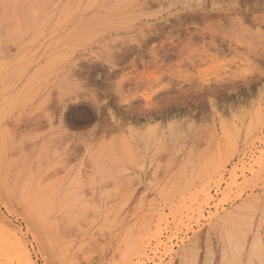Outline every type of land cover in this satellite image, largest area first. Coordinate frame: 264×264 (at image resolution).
Instances as JSON below:
<instances>
[{"label": "rangeland", "instance_id": "1", "mask_svg": "<svg viewBox=\"0 0 264 264\" xmlns=\"http://www.w3.org/2000/svg\"><path fill=\"white\" fill-rule=\"evenodd\" d=\"M262 150L264 0H0V233L34 264H264Z\"/></svg>", "mask_w": 264, "mask_h": 264}, {"label": "bare ground", "instance_id": "2", "mask_svg": "<svg viewBox=\"0 0 264 264\" xmlns=\"http://www.w3.org/2000/svg\"><path fill=\"white\" fill-rule=\"evenodd\" d=\"M121 4V3H120ZM110 8V7H109ZM172 88V87H171ZM173 90H175V89H173ZM177 90V89H176ZM178 91V90H177ZM170 92V91H169ZM169 92H167V93H169ZM171 92H172V90H171ZM169 93L168 95H166V93H165V95H166V97L167 96H169V95H172V93ZM175 92V94H176V91H174ZM162 95H164V93L162 94ZM177 95V94H176ZM174 96V95H173ZM172 96V97H173ZM174 98V97H173ZM169 99H170V96H169ZM75 100V99H74ZM171 100V99H170ZM76 101V103H77V100H75ZM167 102V101H166ZM178 104V103H177ZM71 105V104H70ZM175 105V104H174ZM173 105V106H174ZM179 105V104H178ZM216 106V105H215ZM66 108V107H65ZM216 108V107H215ZM87 109V108H86ZM85 108H79V107H75V108H71V110H69V115L71 116V117H69V118H72L73 120L75 119V120H79V121H83V119H85V118H87V119H89V118H91V120H92V116L90 115V113L86 110ZM173 110V109H172ZM174 111V110H173ZM190 111V110H189ZM188 111V112H189ZM148 113V112H147ZM146 113V114H147ZM151 113V112H150ZM152 113H153V111H152ZM157 113V112H156ZM166 113V112H165ZM192 113V112H191ZM191 113H189V114H191ZM145 114V115H146ZM154 114V113H153ZM179 114V113H178ZM148 115V114H147ZM151 115V114H150ZM167 115V114H166ZM154 116V115H153ZM172 116H173V114H172ZM140 117V116H139ZM149 117H152V116H149ZM175 118V117H174ZM190 118V117H189ZM94 119V118H93ZM155 119V118H154ZM153 119V120H154ZM169 119V118H168ZM149 120V119H148ZM192 120V119H191ZM85 121V120H84ZM88 121H90V120H88ZM117 121H119V120H117ZM177 121H179V120H177ZM70 122V121H69ZM120 122V121H119ZM184 122V121H183ZM71 123V122H70ZM121 123V122H120ZM124 123V122H123ZM180 123V122H179ZM82 124V123H81ZM80 124V125H81ZM129 124V123H128ZM75 125V124H74ZM122 125V124H121ZM124 127V126H123ZM122 127V128H123ZM174 127H175V125H174ZM108 129V128H107ZM105 130H106V128H105ZM109 130H111L110 128H109ZM142 130V129H141ZM139 131L140 133V136H141V132H145V130H143V131ZM149 130V129H148ZM107 131V130H106ZM147 131V130H146ZM156 132H157V128H156V130H155ZM137 132V131H136ZM150 132H153V131H148V133L147 134H149ZM155 132V133H156ZM137 134H138V132H137ZM138 134V135H139ZM152 134V133H151ZM159 134H161V133H159ZM144 136H146V134L144 135ZM155 136V135H154ZM147 137H148V135H147ZM139 139V138H138ZM263 151V150H262ZM264 152V151H263ZM263 156H264V153H263ZM263 158V157H262ZM229 193V192H228ZM219 203H220V200H219ZM219 205V204H218ZM217 205V206H218ZM168 208V207H167ZM218 209H219V207H216V212H214V213H212L211 214V216H210V213H208L209 214V218H215L217 215H218ZM223 209V208H222ZM221 209V210H222ZM220 210V211H221ZM211 212V211H210ZM204 213V212H203ZM221 213V212H220ZM168 214V213H167ZM230 214V213H229ZM231 214H233V213H231ZM236 214V213H235ZM166 215V214H165ZM204 215V214H203ZM238 215V214H237ZM235 216V217H239L238 219H241L242 218V216H243V214H240V215H238V216ZM249 215H251V214H249ZM169 216V215H168ZM246 216V215H245ZM241 217V218H240ZM250 217V216H249ZM203 218H205V217H203ZM244 218V217H243ZM239 221H241V220H239ZM243 221V220H242ZM241 221V222H242ZM248 220H244L243 222H247ZM9 222V221H8ZM251 223V222H250ZM15 224V223H14ZM165 224H166V222H165ZM251 225V224H250ZM250 225H248V226H250ZM246 228H247V225H246ZM231 229V228H230ZM166 230V229H165ZM171 230V229H170ZM236 230H239V229H236ZM134 231V230H133ZM230 231V230H229ZM240 232V231H239ZM19 230L17 229V228H14V227H12V226H10V225H6L5 226V233L4 234H2V233H0V264H34V262H33V260H32V257H31V254H30V252H29V250H28V248H27V245H26V243L23 241V238L21 237V236H19ZM232 233V232H231ZM243 233V232H242ZM21 234V233H20ZM246 233H244V236H246L245 235ZM238 235V234H237ZM243 235V234H242ZM162 236V235H161ZM230 236V234L228 235V237ZM238 236H240V235H238ZM160 237V236H159ZM225 237V236H224ZM231 237H233V236H231ZM235 239V238H234ZM241 239V238H240ZM243 239V238H242ZM229 240H231V238H229ZM246 240V239H245ZM240 241V240H239ZM243 241H244V239H243ZM257 241V240H256ZM260 241V240H259ZM113 242V241H112ZM169 242H171V238L170 237H168L167 238V241H159L158 242V244H157V247H156V249H160L161 247L162 248H164L166 251L168 250V252H170L171 250H172V247L171 246H169L168 245V243ZM223 242V241H222ZM228 242V241H227ZM233 242V241H232ZM231 242V243H232ZM235 242L236 241H234V243L233 244H235ZM241 242V241H240ZM258 243H260L261 244V242H258ZM170 244V243H169ZM242 244V243H241ZM244 244V243H243ZM235 245H237L238 246V244L236 243ZM245 245V244H244ZM240 246V245H239ZM254 246H257L256 245V243H255V245ZM253 246V247H254ZM226 247V246H225ZM232 248H235V247H232ZM239 247H237V249H238ZM250 248V247H249ZM257 248H258V246H257ZM256 248V249H257ZM225 250H226V248H224ZM241 249H243V248H241ZM259 249V248H258ZM260 249H262L261 248V246H260ZM223 251V250H222ZM260 251V250H259ZM263 251V250H262ZM167 252V253H168ZM172 252H173V250H172ZM264 252V251H263ZM243 253V252H242ZM189 254V253H188ZM238 255V254H237ZM254 255V254H253ZM251 256V255H250ZM194 257V256H193ZM223 258H224V256H222ZM243 257V256H242ZM241 257V258H242ZM253 257V256H252ZM255 257V256H254ZM222 258V259H223ZM226 258V257H225ZM224 258V259H225ZM263 258V257H262ZM133 260H134V258H133ZM249 260H250V258H249V256H248V262H249ZM252 260V259H251ZM250 260V261H251ZM223 261V260H222ZM228 261V264H229V260H227ZM227 261H226V263H227ZM236 261H237V259H236ZM242 261H243V259L241 260V263H242ZM247 261H246V263H247ZM261 262V261H260ZM252 263H254V262H252ZM156 264V263H155ZM223 264V263H222ZM230 264H232V262L230 263ZM245 264V263H244ZM261 264H263L262 262H261Z\"/></svg>", "mask_w": 264, "mask_h": 264}]
</instances>
